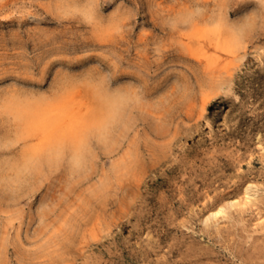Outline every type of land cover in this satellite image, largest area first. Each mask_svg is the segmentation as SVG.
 I'll return each mask as SVG.
<instances>
[{"label": "rangeland", "instance_id": "rangeland-1", "mask_svg": "<svg viewBox=\"0 0 264 264\" xmlns=\"http://www.w3.org/2000/svg\"><path fill=\"white\" fill-rule=\"evenodd\" d=\"M196 1L0 0V264H264V0ZM227 22L232 51L206 47ZM209 60L243 70L225 98ZM66 79L93 106L132 83L141 100L83 163L26 161L11 107Z\"/></svg>", "mask_w": 264, "mask_h": 264}, {"label": "bare ground", "instance_id": "bare-ground-1", "mask_svg": "<svg viewBox=\"0 0 264 264\" xmlns=\"http://www.w3.org/2000/svg\"><path fill=\"white\" fill-rule=\"evenodd\" d=\"M192 1H194V0H192ZM181 3H183V2L181 1ZM192 4H194V3H192ZM179 5H181V4H179ZM170 9L168 11L171 12L172 9L171 10ZM219 12H220L219 14L221 15V11H219ZM223 19H225V18H223ZM182 21H183V19H182ZM211 22L213 23V20ZM207 23H208V20H207ZM224 24L226 25V28H227L226 30L228 31L227 36L224 35L225 37H223L222 36L223 34H221L217 30V31H215V36H213L214 38H212L210 40H206V41L204 40V42H205L204 45L209 44V45H213L216 48L219 47V48H222V49H225L228 51H230V50L232 51V47H233L232 45L233 44H231V43L232 42L237 43L239 40V37L237 34H232V36H231V32H229L230 31L229 29L231 28L230 25L228 24V22L224 23ZM178 25L177 26L175 25V26L178 27ZM180 25H183V24L181 23ZM187 25H188V22H187ZM230 36H231V38H230ZM183 38H184V36L179 35V39H183ZM188 38H190V37H188ZM206 47H207V45H206ZM163 51H165V50H163ZM209 51H211V50H209ZM256 51L258 53L264 52V44L258 45V47L256 48ZM204 56H206V55L204 54ZM256 56H257V54L254 55V58ZM227 57H229V56H227ZM198 59H200V58L198 57ZM204 63L205 62H203V64ZM232 64H233L232 62H228L224 65H221L220 63L218 64L217 62H213V61H212V63H210V60H209V63L207 65V70H209L208 72L211 74V77H213V78H215V76L218 74H223V73L226 74V77L224 78V80H222V82L220 83L221 85L217 90V96H219V97L225 98L228 95V92L234 83L236 75L243 73V70L240 69L239 67L232 69L231 68ZM204 68H205V66H204ZM207 70H204V71H207ZM205 73L206 72H204V74ZM104 82L105 81H103V84H105ZM106 83H108V82H106ZM118 84H120V83H118ZM132 84L130 86L129 85H123V88L121 89L122 90L121 93L119 91V92H116L114 94H111L109 96V98L106 97V99H105V97H104L103 101L98 103L97 106H93V104L91 102L84 101V99L82 97V95L84 93L83 90L87 86V82L78 81V80H74V79H66V80H62L56 84V87L53 90L54 93L52 92L53 98L51 100L48 99L49 101L46 102L45 104L39 105V103H27L25 105L24 104H18V105L12 106L11 107L12 110L11 109L10 110L12 111L15 119L19 123L17 125L18 128L17 129L15 128L16 131L15 130L14 131H15V133L17 132V142H20L22 145V148H21L22 157H24V159L26 161H32L33 163H35L37 165H38V163L40 164V163H46L47 162L50 164L51 162H55V161L58 162L60 160H63L64 158H66V160L68 159L67 162H70L71 164H78L79 165V164L83 163V160L85 159L84 155L86 154V152L90 148V145H89L90 141L94 137L96 138V139L94 138L95 140L100 139V137L104 133L107 132L106 130L110 129V127H112V125H110V127H109L110 123L115 121L116 118L119 119V118H121V116H123V117L125 116V114H124L125 109L124 108L127 107L128 102L130 100H131L130 102H132L133 98H134V100L136 99V96L134 95L135 84L134 85H132ZM140 84H143V82H141ZM106 85H104L105 88H107ZM144 85H145V83H144ZM108 89H107V91H110ZM136 91H137V88H136ZM104 93H105V91H104ZM137 94H139V93H137ZM138 98L136 99L137 101H139ZM44 100H46V98ZM151 104L152 103H150V105ZM150 105L149 106L147 105V108L150 107ZM140 107L142 108V106H140ZM126 111H127V109H126ZM118 119H117V121H118ZM121 121L122 120H120V122ZM124 121H125V117H124ZM115 125H117V123ZM114 128H116V127H114ZM111 130H112V128H111ZM114 131H115V129L112 131L108 130V132H114ZM120 133H122V132L120 131ZM118 134H119V132H118ZM108 135H112V133L111 134L109 133ZM105 137H106V135H105ZM105 137H103V138L105 139ZM108 138L109 137H107V140H108ZM110 139H112V138H110ZM100 142H102V141H99V143ZM107 142L109 143V141H107ZM20 143H18V144H20ZM103 143H104V141H103ZM105 145H106V141H105ZM107 148H108V146H107ZM110 148H111V146H110ZM105 151H107V149ZM88 152H90V151H88ZM156 154H157L156 156L158 158H161L164 160L165 159L169 160V159H172L173 157H175V152L173 150V147L171 146L170 143H167V142H163L162 144H160V146L157 149ZM91 155L95 156V155H93V153ZM87 157H89V156H87ZM89 160H91V159H88V161H84V164H85V162L89 163ZM153 161H155V160H153ZM64 162H65V160H64ZM90 166L91 165H89L88 168ZM39 167L40 166H37L34 168H39ZM82 168H83V165H82ZM88 168L86 167V169H88ZM78 169L80 170V168H78ZM66 170H67V168H66ZM75 170H77V169H75ZM75 170H74V172H75ZM58 171H60L59 168H58ZM80 172H87V170L86 171H79V173ZM60 173H62V172H60ZM147 176H149V175H147ZM248 186L245 187L246 189H244V191H245L244 195L245 196L243 194L242 195L239 194V196L241 195V199H243L245 201V202H243L244 204L242 203L243 206H245L247 203L253 204V202H252V200H253L252 199V195H253L252 192L253 191L251 192L252 188L250 186L249 187ZM102 190L104 191L103 188H102ZM100 192H102V191H100ZM241 193H243V191ZM254 193H256V191ZM98 194H100V193H98ZM102 195H101V197H102ZM242 196L244 198H242ZM236 197H234V199H236ZM104 198H105V196H104ZM237 198H240V197H237ZM234 199H233V201H228L231 203L229 205L235 206V207H238V206L240 207V205H241L240 200L241 199L239 200L240 202L239 201L237 202V200L234 201ZM257 201L258 200H256L255 203H257ZM221 202H223V201H221ZM227 204H226V202L225 203L223 202V205L221 203L220 207H219V203H218V205L216 204V206H218L217 209L213 212L211 211L210 213H212V214L210 215V213H209V217L206 220H211L210 218H213V217L215 218L219 214L223 215L224 211L227 208ZM230 206H228V208ZM100 222H102V221H100ZM97 236H99V233L97 234ZM103 239H105V238H103V236H99L97 238V242H100ZM84 251H85V249H84ZM84 251H82L83 252L82 255H85ZM63 261H64V259H63Z\"/></svg>", "mask_w": 264, "mask_h": 264}]
</instances>
